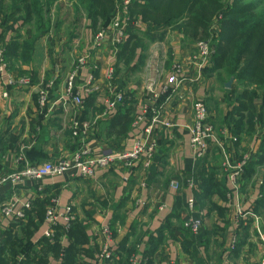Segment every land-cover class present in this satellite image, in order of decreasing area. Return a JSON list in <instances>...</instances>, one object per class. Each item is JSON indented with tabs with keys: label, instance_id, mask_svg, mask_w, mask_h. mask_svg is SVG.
Returning a JSON list of instances; mask_svg holds the SVG:
<instances>
[{
	"label": "crops",
	"instance_id": "0c3cea01",
	"mask_svg": "<svg viewBox=\"0 0 264 264\" xmlns=\"http://www.w3.org/2000/svg\"><path fill=\"white\" fill-rule=\"evenodd\" d=\"M165 40L157 41L155 45L164 47L168 44L172 59L167 56V48L160 47L156 51L158 48L150 45L138 69L134 70L131 66L127 70L123 69L120 74L119 78L126 85L125 92L133 101L135 112L127 137L115 134L107 136L109 123L113 124L115 118L125 113L124 104L114 111L108 110L106 106L111 96L106 72L109 66L114 67L116 64V56L111 53L113 44L111 46L109 43V47L105 44L96 54L91 47V62L79 70L77 86L80 89L90 76H95L98 88L85 98L81 106L73 104L65 95L67 78L64 79L62 73L67 70V66L72 68V63H62L58 59L55 62L46 56L42 59L40 48H37L30 64L19 67L20 71L31 78L32 85L22 88L7 86V76H20L19 73L8 72L0 81V177L22 167L18 163L20 156L24 157L27 164L37 165L45 160L57 161L70 156L80 148L94 155L130 150L143 129L151 124V112L143 116L145 107L152 108L154 105L146 90L147 82H165L171 73L167 71H172L175 64L185 66L194 54V46L187 49L182 44V36L177 32L169 31ZM92 41L90 45L82 43L84 50L80 57L90 50ZM96 61L100 65H96L95 69L92 63ZM186 69V79L180 89L174 95H164L159 100L162 119L170 121L173 127L168 129L156 126L154 136L159 141L160 151L150 168L146 169L141 162H136L131 168L116 165L107 170H98L92 178H83L75 170H70L62 177L45 178L37 184L27 182L19 188L0 186V210L11 201L21 208L24 203L36 199L34 186H42L38 189L40 191L57 185L60 205H71L77 213L75 221L88 224L92 246L97 244L98 248L101 247L100 239L103 241L104 238L102 228L109 227L114 259L121 260V255L135 245L136 252L130 260L131 264H260L264 259V237L261 232L264 230V208L258 200L262 197L264 186L263 182H258L261 173L264 174V159L260 158L262 154L258 150L263 130L257 123L255 134L243 136L239 145L243 150L249 149L252 152L256 148L251 157L252 162L261 159V164L253 169L250 178H244L236 195L244 211L251 212L256 219L247 216L237 222L234 208L227 205V194L224 199L212 197L218 207L224 208L225 218L216 211L209 213L208 208L200 211L196 196L201 192L195 179L213 161L210 157L205 161L194 159L186 130L193 122V103L201 100L207 106L209 83L213 78H208L204 70L198 79L193 67L187 66ZM50 81L55 82V87L50 91V102L41 107L37 102L38 88ZM238 92L241 93V89ZM5 93L7 97H4ZM88 99L93 103L85 105ZM210 112V119L216 122L214 113ZM142 116L143 120L136 124ZM74 121L81 126L87 125L85 135L89 132L91 135L90 140L77 150L74 149ZM220 134L221 140L226 139L228 153L238 160L239 152L231 143L226 127ZM211 148L215 146L212 144ZM223 179L221 175L219 183L229 192L227 181ZM174 183L178 185L177 189L173 188ZM192 199L195 201L192 217L195 220L201 219L203 223L199 234L192 233L185 226L190 217L188 202ZM12 221L4 218L0 212V246L4 232ZM48 228L45 219L35 232L33 242L38 243L44 238ZM234 235L237 236L235 245L232 244ZM62 240L64 245L68 244L66 238ZM152 240L157 244L155 248L151 246ZM38 254H41L40 251ZM80 260L84 264L92 263L85 256H81Z\"/></svg>",
	"mask_w": 264,
	"mask_h": 264
},
{
	"label": "trees",
	"instance_id": "16d2710c",
	"mask_svg": "<svg viewBox=\"0 0 264 264\" xmlns=\"http://www.w3.org/2000/svg\"><path fill=\"white\" fill-rule=\"evenodd\" d=\"M60 1L0 0V41L5 44V61L10 73L25 75L19 67L32 62L38 41L50 34L53 27L50 13ZM68 1L72 3L77 16L82 10L85 11L94 31L108 27L114 9L117 6L122 8L124 2ZM127 14L126 39L116 46L114 66V85L118 91H122L123 101L120 105H125V113L118 115L112 121L113 124L109 123L107 136L115 134L125 137L135 119L133 101L125 92V83L119 78L123 69L127 70L131 66L134 70L138 69L149 46L157 41H164L168 32L174 31L182 36V44L211 41L214 45L211 65L204 73L219 83L225 93L227 111L223 114L221 128L226 127L231 135V142L238 147L243 136L255 134V126L259 123L263 135L260 145L262 156L258 157L264 159V0H130ZM217 17L221 19L217 33H213L210 29ZM137 24L141 29L136 28ZM24 29H27L26 36L22 35ZM231 79L233 85L231 89H226L225 86ZM240 89L241 93L238 92ZM49 96L50 92L48 100ZM92 103L88 99L85 105ZM89 134L90 132L87 135L80 133L74 137V149L77 150L88 142L91 137ZM261 159L259 162H248L244 170L245 179L250 178L253 169L261 164ZM21 166L23 168V164ZM217 175V168L212 165L196 176L195 182L201 192L196 196V202L198 200L200 211L208 208L209 213L216 211L225 218L224 208L212 201L214 196L224 199L227 194L224 186L216 181ZM39 187L42 186L33 188L36 199L31 201L30 209L24 210V218L13 219L5 230L0 246V264H84L80 260L81 256L88 257L91 264H98L97 256L101 247L91 245L88 224L84 222L74 220L68 230L64 225H58L53 230V238L44 237L38 243L33 242L34 234L45 221L52 201L60 195L57 185L40 191ZM258 203L264 208V192ZM201 235L204 237L203 233ZM64 237L68 244L62 243ZM156 245L152 240L151 246L155 248ZM120 249L123 253L122 246ZM135 252L134 245L129 247L126 254L121 255V260L113 257L111 261H104L102 264H131L130 260Z\"/></svg>",
	"mask_w": 264,
	"mask_h": 264
},
{
	"label": "built area",
	"instance_id": "2783aa9c",
	"mask_svg": "<svg viewBox=\"0 0 264 264\" xmlns=\"http://www.w3.org/2000/svg\"><path fill=\"white\" fill-rule=\"evenodd\" d=\"M130 0H124L121 8V17L117 16L113 19L109 26L104 28L98 35L94 36L92 41L93 50H97L105 45L108 40L112 41L114 46L115 54L117 52L116 46L123 43L126 39V28L128 26V5ZM221 17H219V20ZM219 21L216 19L211 27V32L217 33ZM215 29H217L215 31ZM89 51H92L91 49ZM88 52V51H87ZM84 53L79 58V66L74 71L68 75V81L66 79L65 89L66 97L71 100L75 105H83L85 98L91 96L98 88L94 85L93 88L88 89L85 85L80 89L77 86V81L79 78V70L83 68L88 60L91 59L89 53ZM214 52V45L211 41H199L195 45V51L191 60L186 63L185 66L182 64H175L173 66L172 72L168 76L165 83H154L150 82L148 87H146L147 92L151 95L152 102L154 103L152 108L145 107L143 116L151 112V124L147 125L143 132L136 138L132 148L128 151L119 152H106L99 155L91 154L90 151L84 150V148L79 149L70 156H66L57 161H48L40 165H29L25 162L23 156H20L18 163L25 164L24 167L6 177L0 179V183H11L12 185L24 184L27 181L37 182L42 181L45 178H56L62 177L70 170H75L77 174L83 178H92L98 170H107L116 165H123L127 168H131L134 163L141 162L143 167L150 168L155 156L160 151V144L158 139L154 136L156 126L160 125L165 128H172L173 124L170 121H164L161 114L159 113V100L162 96H172L176 93L178 89L183 85L186 79L185 74H187V66L194 68L197 78L200 79L203 75V71L209 67L212 54ZM4 60V48L0 47V81L6 76H3L5 69ZM93 64V63H92ZM96 69V65H95ZM107 81L110 97L106 101V106L108 110L114 111L123 101L122 91H118L117 86L114 85V67L107 72ZM94 77L90 76L87 84H94ZM31 83L29 78L21 77L15 78L10 76L7 81V86H16L18 88L29 86ZM54 82L51 81L47 86L46 90L38 88V103L41 107H45L48 101V94L52 90ZM6 96V95H5ZM143 116L139 117L135 122L136 124L143 120ZM74 135L82 133L85 135L88 131V126H81L78 122L74 124ZM190 137V148L193 153V157L196 160L205 161L210 154L211 145L215 144V147L219 149L222 147L220 141L217 139V134L215 133L213 125L210 123V116L208 109L204 101H195L193 103V122L192 125L187 128ZM251 161V155L245 157L242 161L238 163H233L228 161L225 157L223 167L227 173V184L229 186L228 198H233L232 208L235 210L236 221H240L247 216H252L256 219L251 212H245L242 203L237 197V193L240 189L239 181L244 174L245 166ZM25 181V182H24ZM174 189L178 188L177 184L172 185ZM59 199L52 201V204L46 212V221L48 223V231L45 234L46 238L53 237V230L58 225H64L69 228V225L76 219L75 215H72V207L70 205L62 207L60 205ZM32 201V200H31ZM31 201L24 203L21 208L17 207L15 204L13 207H4L2 214L5 217L12 219L24 218V210L30 209ZM194 201L193 199L188 202V210L190 217L185 222V226L189 228L192 233L199 234L202 229L203 223L201 219L195 220L192 217L194 213ZM102 234L104 236V243L101 246L100 253L97 256V263L102 264L104 261H111L114 255V251L111 247L112 234L109 227L105 226L102 228ZM237 243V236L234 235L232 244ZM260 264H264V259Z\"/></svg>",
	"mask_w": 264,
	"mask_h": 264
},
{
	"label": "rangeland",
	"instance_id": "374dc122",
	"mask_svg": "<svg viewBox=\"0 0 264 264\" xmlns=\"http://www.w3.org/2000/svg\"><path fill=\"white\" fill-rule=\"evenodd\" d=\"M120 11H121L120 6H117L114 9L111 21L113 19H115L117 16H119V17L122 16ZM50 18H51V23H52V26H53L52 30H51L50 34L40 38V40L38 41V44H37V48H40L39 52H40V56H41L42 59H43L44 56H46L47 59H51L52 58L53 60H55V62L58 59V61H60L62 63H63V61H67L68 63H72V68L69 69V66H67V70L64 73H62V76L65 79V78L68 77V75L72 71H74L76 68H78V66H79V58H80V55L82 54V52L84 50V46L83 45L84 44L90 45V43L93 40L94 36L98 35L104 29V27L98 29V31L92 30V28L89 26L90 24H89V22L87 20V14L85 13V11L82 10L81 13L78 14V16H77L76 13H75V9H74L72 3L70 1H68V0H61L58 3V6L55 4L53 9L51 10ZM217 20L220 21L219 17H217ZM60 23H61V25H60ZM213 25L214 24H212L211 27H214ZM140 27L141 26L139 24L136 25L137 29H139ZM24 30L22 31V35L26 36L25 33H26L27 29H24ZM216 30L217 29H215V31ZM210 31H211V29H210ZM82 43H83V45H82ZM109 43L112 46V41L111 40H108L105 44H108V47H109ZM196 43H192V44H190V42L187 43V44L185 43V46H186L187 49H192L193 46H194V50H193V52H194ZM0 47L2 49L4 48V60H5V44L3 42H1V41H0ZM91 47L92 46H90V49H91ZM151 47L152 48L153 47L154 48H158V49H156V51L159 50L160 47L163 48V49L167 48V56H169V58H170V51L168 49V44H166L164 46L165 47L164 48L163 46L155 45V43H153V44H151ZM101 48H99V49H101ZM112 48H114V46ZM99 49L93 50V53L96 54V52ZM152 50H155V49H152ZM87 53H89L91 55L92 51L88 50ZM111 53H112V55L116 56L114 49H113V51ZM97 56H100V55L98 54ZM90 62H91V60H88L87 63H90ZM5 63H6V61H5ZM5 65L6 66L3 68V69H5V72H4L3 76L7 75L8 72H9L8 64L6 63ZM93 65L99 66L100 64H97V61H96V62H93ZM210 65H211V60H210L209 66ZM111 67L113 68V66H111ZM111 67L110 66L108 67L107 72L111 69ZM66 72H68V74H66ZM167 72H172V71H167ZM0 77H1V74H0ZM21 77L29 78L30 81H31V78L26 76V75H20V76L15 75L16 79L17 78H21ZM9 78H10V76H7V81H8ZM68 78H67V81H68ZM94 78H95V76H94ZM50 82L40 86L39 88L46 90V86ZM87 82L88 81H85V86L88 87V89L93 88L94 85L96 86L95 82H94V84H90V85H88ZM149 82H151V81L147 82V87H148V85H150ZM156 82H158V81H156ZM83 84L84 83H82V85ZM30 85H32V81H31ZM9 87H16V86H9ZM26 87H28V86H26ZM16 88H18V87H16ZM209 88H210V91H209V96H208V101H207V106L206 107H207V109L209 107V110L211 111L210 114L214 113V117H215V121L216 122H214L212 119H210V123L213 125L215 133L218 136L217 139L220 141V143L222 145V147L220 149L218 147H215L213 149L211 148L212 151L210 152V154H209L210 156L208 155V157H210V159L213 162L210 161L209 165L210 166L213 165V166H215L217 168V171H218V175L216 177V181L217 182H219V180L221 178V175H222V178L226 179V181H227V173L228 172H226L225 168L223 167V163L225 161V157L228 158V161H231L233 163H238V162L242 161V159L245 158V157H249L250 155L252 157L253 152L256 150V148H253V152L251 150H249V149L248 150H246V149L243 150V148L241 146L236 147L234 145V143L231 142L237 148V150L239 152L238 153L239 159L238 160L234 159L232 157V155L230 153H228V151H227V147L228 146L226 144L227 142H225L226 139L224 138V139L221 140V138H219V137H221L220 133H221V129H222L221 128L222 115L226 111V104L224 103V100H225L224 94L225 93L221 90L220 84L217 83L216 81H214V79L210 80ZM37 95H38V93H37ZM4 97H7V93L4 94ZM37 102H38V98H37ZM49 102H50V100H48L46 104H48ZM38 105H39V103H38ZM209 110H208V113H209ZM74 124H75V121L73 123V127H74ZM228 133H229V131H228ZM79 134L80 133L74 135V132H73V136L74 137H77ZM229 136H231V135L229 134ZM231 140H232V138H231ZM244 140H245V138H244ZM258 152L261 153L260 150H258ZM217 157H219V159ZM48 161H50V160H45V161H42V162H39V163L42 164V163H46ZM40 164H37V165H40ZM21 169L22 168H18L17 170H15V172L8 173V174H6L4 176H1L0 179H2L3 177H6L8 175H12V174L20 171ZM244 180L245 179H244V174H243V176L241 177V179L239 181V184L241 185L242 181H244ZM27 182H29V181L26 180L25 183H27ZM38 182L39 181H37L35 183L37 184ZM261 182H263V186H264V174H262V173H261V176H260V179H259L258 183H261ZM24 184H22V185H24ZM22 185L21 184L12 185L11 183H0V186H10V187H14V188L15 187H17V188L22 187ZM226 193H227V197H228V193L229 192H226ZM56 199H59V198H56ZM30 201L31 200H29L28 202H30ZM229 201H230V199L228 198L227 205H230V207H231V205L233 204V198L231 199L230 202ZM15 204H16V202H14V201H11V202H8V203L4 204L2 206V208H1V210H0L1 215L4 218H6V219H12V218H9V217L8 218L5 217L2 214V210H3L4 207L11 208ZM72 210H73L72 215L76 216L77 213H76V211H75V209L73 207H72ZM21 219H23V218H21ZM65 229L67 230V227H65ZM261 232H262V236L264 237V230L262 229ZM53 237H54V235H53ZM103 241H104V238H103ZM103 241L100 239V242H101L102 245L104 243Z\"/></svg>",
	"mask_w": 264,
	"mask_h": 264
},
{
	"label": "water",
	"instance_id": "95a60500",
	"mask_svg": "<svg viewBox=\"0 0 264 264\" xmlns=\"http://www.w3.org/2000/svg\"><path fill=\"white\" fill-rule=\"evenodd\" d=\"M233 84V79H231L225 86L226 89H230Z\"/></svg>",
	"mask_w": 264,
	"mask_h": 264
}]
</instances>
